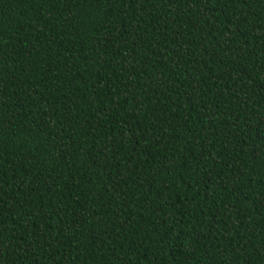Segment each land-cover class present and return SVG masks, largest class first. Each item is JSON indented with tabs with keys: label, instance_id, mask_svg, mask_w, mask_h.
<instances>
[{
	"label": "trees",
	"instance_id": "1",
	"mask_svg": "<svg viewBox=\"0 0 264 264\" xmlns=\"http://www.w3.org/2000/svg\"><path fill=\"white\" fill-rule=\"evenodd\" d=\"M0 264H264V0H0Z\"/></svg>",
	"mask_w": 264,
	"mask_h": 264
}]
</instances>
